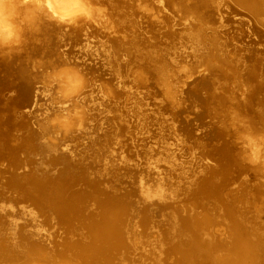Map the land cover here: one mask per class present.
I'll return each instance as SVG.
<instances>
[{"label":"rangeland","instance_id":"rangeland-1","mask_svg":"<svg viewBox=\"0 0 264 264\" xmlns=\"http://www.w3.org/2000/svg\"><path fill=\"white\" fill-rule=\"evenodd\" d=\"M132 1H135L133 5L138 4L137 0ZM91 4L111 12V4L106 0ZM143 4L141 6L149 9L140 11L145 17L141 18V47H133L119 59L122 66H111L112 63L107 62L105 57L108 59L112 46L107 37L102 36L91 37L89 46L83 47L75 35H70L77 61H86L89 68L92 67L79 74L74 70L67 72L71 65L55 56L52 42L56 38L51 34L44 42L26 41L18 50L0 53V59L16 58L9 72L17 74L25 69V75L33 83L30 97L24 99L16 96L15 87L8 86L12 81L17 82L12 75L9 78L13 80L5 77L6 82L0 78V211L26 215L22 216L26 218L30 211H33L32 216L38 215L35 204L23 198L18 185L31 186L29 178L33 181L39 176L52 178L57 167L62 165L55 148L66 149L62 152L71 161L75 157V160L86 157L89 161L102 160L104 167H118L125 172L122 180L111 182L114 188L118 189L119 183V189L133 191L138 188L128 195L134 207L125 215L126 233L127 239L134 244L131 257L136 259L145 253L149 260L153 256H163L162 249L158 250V241L165 225L164 214L171 210L158 208V204L165 202L179 207L189 204L182 189L180 194L174 195L190 180L180 175L190 170L188 162H196L199 158L208 160L206 152L218 143L213 130L216 126L207 124L209 118L202 109L204 101L208 102L212 91L219 93L230 87L238 88L239 94L264 79V33L259 23H253L231 3L223 7L225 12L218 28L221 37L210 36L203 44L195 45L189 28L190 22H196L192 16L180 10L173 12L167 7L165 13L175 14V19L165 27L155 26L150 23L153 18L149 17L152 5ZM145 13L147 17L143 15ZM117 17L113 13L115 24ZM228 50L236 53L239 73L216 77L212 70L209 74L204 69L206 64L212 67ZM80 75L93 90L89 86L83 88L85 92L76 97L65 87L70 86L69 83L76 84L79 80L75 78ZM171 80L172 87L166 92L165 81L170 83ZM119 81H122L121 85ZM176 82L182 85V91L177 92L178 100L173 102ZM119 86L123 87V92H119ZM67 117L70 123L59 126L58 122ZM45 146L49 148L43 150ZM99 171L103 172L102 169ZM186 175L189 177V172ZM14 179H18V183ZM80 180L73 184L72 190L85 186ZM155 181L161 184L157 185ZM158 189L161 195L142 197L139 192ZM172 190L176 192L173 194ZM144 204L151 212L146 225L138 215ZM259 215L264 212L260 211ZM58 222L54 216L39 215L30 223L48 237L47 243H50V238L54 241L61 236L64 238ZM122 264L130 263L123 260Z\"/></svg>","mask_w":264,"mask_h":264},{"label":"bare ground","instance_id":"bare-ground-1","mask_svg":"<svg viewBox=\"0 0 264 264\" xmlns=\"http://www.w3.org/2000/svg\"><path fill=\"white\" fill-rule=\"evenodd\" d=\"M82 1L64 0V14L76 15L99 0ZM106 1L111 4V12L107 9L102 15L94 14L91 20L81 18L74 24H58L41 17L36 29L26 34V41L44 42L49 34L55 36L56 40L52 42L55 56L71 65L67 72L74 70L78 73L87 70L89 64L77 61L70 35H75L83 47L89 46L93 36L107 37L112 52L105 59L112 63L111 66H122L118 60L133 47H141V18L145 17L140 11L149 9L141 3L152 5L149 17L153 18L150 23L155 26L165 27L175 19V14L170 16L165 13L167 7L173 12L180 10L192 16L196 22L190 18L193 23L190 22L189 28L195 45L203 44L210 36L221 37L218 28L225 12L223 7L231 3L237 5L242 15L253 23H259L264 33V0H137L136 5L132 0ZM113 13L118 15L117 20L123 21L116 20L120 24L118 27ZM143 15L147 17L146 13ZM136 51L141 53L139 49ZM235 58L236 53L225 51L216 59L217 63H213L212 67L208 63L204 69L209 74L215 70L216 77L235 76L240 71ZM15 59L13 56L0 59V78L5 81V77L12 75L17 82L12 81L8 86L15 87L16 96L28 99L33 83L25 75L26 70H19L17 74L8 71ZM75 79L81 82L69 83L70 86L65 89H71L72 95L78 97L85 92L83 88L91 86L81 79V75ZM203 81L207 82L204 77ZM165 84L168 92L172 80L170 83L165 81ZM181 86L179 82L175 83L173 102H177ZM121 91L123 87L119 86ZM237 91L238 88L225 87L223 92L212 91L208 102L204 101L202 109L209 118L208 126H216L213 130L218 143L205 151L208 160L199 158L196 162H188L190 170L180 176L190 180L183 183L177 192L172 190L177 195L182 189L184 198L190 200V206L158 204V208L171 209L163 213L165 225L158 241V250L162 249L163 256L147 260L144 253L136 259L131 257L134 244L127 239L125 215L134 207L128 195L138 188L128 191L119 189L120 183L118 189L111 185L113 180H122L125 172L118 167H104L102 160L89 161L88 157L83 158L84 161L75 160L76 157L71 161L62 152L66 149L57 147L54 152L60 156L62 165L57 167L52 178L46 175L43 176L46 179H42L38 175L36 181L27 179L31 186L18 185L23 191V198L35 204L38 215L32 216L33 211H30L26 218L22 217L26 215L0 211V264H122L123 260L130 264H264V215H259L260 211L264 212V165L252 166L245 162L257 145H264V79L249 89L244 88L239 94ZM67 119L58 122V125H68L70 121ZM48 148L45 146L43 150ZM77 168L82 171L76 172ZM188 172L189 177L186 175ZM78 179L85 186L72 190ZM17 180L14 179V182L18 183ZM159 182L155 181L157 185L161 184ZM139 192L142 197L162 194L159 189ZM149 210L150 207L144 204L138 211L143 225L149 218ZM39 215L54 216L59 221L64 231V238H59L61 242L50 238V243H47L48 237L30 223ZM17 216L18 219L15 218Z\"/></svg>","mask_w":264,"mask_h":264},{"label":"clouds","instance_id":"clouds-1","mask_svg":"<svg viewBox=\"0 0 264 264\" xmlns=\"http://www.w3.org/2000/svg\"><path fill=\"white\" fill-rule=\"evenodd\" d=\"M63 3L64 0H0V52L8 54L21 48L26 34L36 29L41 17L58 24H74L81 18L91 20L94 14H103V9L90 7L68 16L62 10ZM245 162L264 165V145H257Z\"/></svg>","mask_w":264,"mask_h":264}]
</instances>
